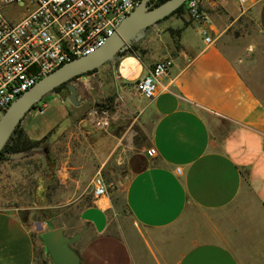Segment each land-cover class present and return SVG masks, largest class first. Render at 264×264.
Returning <instances> with one entry per match:
<instances>
[{
  "label": "crops",
  "instance_id": "0c3cea01",
  "mask_svg": "<svg viewBox=\"0 0 264 264\" xmlns=\"http://www.w3.org/2000/svg\"><path fill=\"white\" fill-rule=\"evenodd\" d=\"M202 8L206 34L187 14L169 16L144 29L138 47L73 80L79 98L89 93L79 112L84 101L106 98L110 90L123 100L139 96L135 84L148 69L160 59L172 61L145 105L148 145L124 188L133 229L117 223L109 192L99 199L103 205L93 194L72 203L71 232L56 226L69 235L82 232L72 246L81 264H244L231 241L248 228L264 229L261 79L223 43L229 27L247 15L264 37V0H204ZM96 83L100 90L92 91ZM69 111L67 94L52 91L20 127L39 140L69 120ZM38 237L37 229L0 208V264H55L40 253Z\"/></svg>",
  "mask_w": 264,
  "mask_h": 264
},
{
  "label": "rangeland",
  "instance_id": "374dc122",
  "mask_svg": "<svg viewBox=\"0 0 264 264\" xmlns=\"http://www.w3.org/2000/svg\"><path fill=\"white\" fill-rule=\"evenodd\" d=\"M254 20L252 15L240 18L225 32L227 40L223 43L230 54L245 60L246 68L261 79L256 90L264 99V37ZM137 41L134 38L122 53L138 47ZM99 90L96 83L92 91ZM63 93H68L67 86ZM88 94L79 96L85 98ZM116 96L110 90L106 98L84 101L79 112H74L77 107L69 103V120L47 133L31 150L0 159V208L15 213L26 225L37 229L39 251L47 261L52 260L40 237L48 230L47 220H52L54 227L64 226L66 232H71L77 214L70 206L79 197L88 200L97 172L106 181L117 223L123 230L133 229L123 193L129 176L143 164L149 138L144 110L149 100L142 95L131 100ZM93 108L108 112V126H95L94 117L89 114ZM231 244L244 264H264L262 225L257 230L248 228L242 238L233 239Z\"/></svg>",
  "mask_w": 264,
  "mask_h": 264
},
{
  "label": "built area",
  "instance_id": "2783aa9c",
  "mask_svg": "<svg viewBox=\"0 0 264 264\" xmlns=\"http://www.w3.org/2000/svg\"><path fill=\"white\" fill-rule=\"evenodd\" d=\"M141 0H0V118L10 104L40 78L60 65L91 53L112 34L124 17ZM204 0H186V14L208 29ZM207 42L211 39L207 35ZM172 61H156L135 88L147 99L155 97ZM167 89V86H162ZM89 114L99 128L109 125L106 110L93 108ZM156 150L147 149L152 156ZM180 173V167H176ZM92 194L108 198V187L97 172L91 181Z\"/></svg>",
  "mask_w": 264,
  "mask_h": 264
},
{
  "label": "water",
  "instance_id": "95a60500",
  "mask_svg": "<svg viewBox=\"0 0 264 264\" xmlns=\"http://www.w3.org/2000/svg\"><path fill=\"white\" fill-rule=\"evenodd\" d=\"M185 2L186 0H165L153 5L151 0H141L94 51L66 62L40 78L19 95L0 118V151L24 115L47 93L66 83L67 100L71 105L79 106L82 100L78 97L74 79L114 59L144 29L163 20ZM46 224L48 230L42 232L40 237L51 260L55 264H81L80 256L72 246L80 239L82 232L69 235L62 227H54L52 220H47Z\"/></svg>",
  "mask_w": 264,
  "mask_h": 264
},
{
  "label": "trees",
  "instance_id": "16d2710c",
  "mask_svg": "<svg viewBox=\"0 0 264 264\" xmlns=\"http://www.w3.org/2000/svg\"><path fill=\"white\" fill-rule=\"evenodd\" d=\"M163 1H165V0H159L154 5L159 4V3L163 2ZM172 15H176L178 17H183L184 15H186V3L183 4L182 6H180L179 8H177L169 16H172ZM169 16L165 17L164 19L168 18ZM175 31L179 35L180 29H177ZM121 54H122V51L119 52L117 54V56H119ZM96 70L97 69H94V70L88 71L87 73H84V74H89V73H92V72H94ZM65 87H66V83H63V84L57 86L54 89V91L55 92H62ZM45 137H46V135L44 137H42L41 139H39V140L29 139L26 136V134L23 132V130L21 129L20 124H19L15 128V130L13 131V133L11 134L10 138L8 139V141L6 142V144L4 145V147L2 148V150L0 151V159L1 160L6 159V157L8 155H10V154H15V153H19V152L29 151V150L32 149V147H34L39 142H41L43 140V138H45Z\"/></svg>",
  "mask_w": 264,
  "mask_h": 264
},
{
  "label": "flooded vegetation",
  "instance_id": "af4514ba",
  "mask_svg": "<svg viewBox=\"0 0 264 264\" xmlns=\"http://www.w3.org/2000/svg\"><path fill=\"white\" fill-rule=\"evenodd\" d=\"M159 0H151L152 4L154 5L156 2H158Z\"/></svg>",
  "mask_w": 264,
  "mask_h": 264
}]
</instances>
